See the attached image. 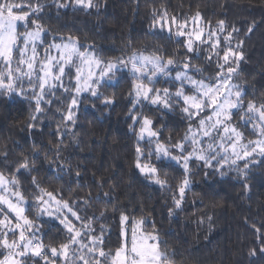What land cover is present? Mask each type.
<instances>
[{
	"label": "trees",
	"instance_id": "trees-1",
	"mask_svg": "<svg viewBox=\"0 0 264 264\" xmlns=\"http://www.w3.org/2000/svg\"><path fill=\"white\" fill-rule=\"evenodd\" d=\"M31 2L44 6L38 17L46 29V34H42L43 44L37 46L42 58L52 50L50 45L61 43V37L66 41L71 36L76 38L81 51H90L105 63L127 59L134 52L150 55L159 51L165 57L175 53L179 60L192 56L191 63L203 69V76L214 77L217 58L209 44L199 45L193 56L179 42L186 41L185 38H177L172 27V17L183 24L199 12L198 19L220 33V56L228 47L225 36L231 34L234 50L241 44L239 51L244 59L233 65L237 72L232 83L246 93L245 103L264 101V0H94L96 6L89 9L74 6L71 0L63 8H58L53 0ZM219 21H224L223 31L218 29ZM210 55L211 60L207 59ZM112 80L100 87L103 96L99 99L90 93L80 95V103L74 110L75 123L63 119L76 95L71 91L76 84L73 68L63 80L70 91L58 88L55 96L49 97L52 103L42 105L45 111L38 121L31 120L34 101L0 95V173L8 178L17 177L27 202L25 214L38 226V237L46 246L51 264H65L62 257L51 256L48 246L59 249L67 242L68 233L55 216L37 217L35 197L39 193L32 177L57 199L67 201L84 220L99 217L103 211L104 217L94 220L92 227L94 234L99 235L103 225L106 251L114 252L122 243L120 216L124 214L129 223L142 220L143 232L158 235L161 250L168 253L172 264H264L261 250L264 248V159L257 157L246 176L227 167L222 176L215 166L205 167L202 161L193 160L190 187L177 209L174 197L180 198L178 185L183 170L175 166L162 169L170 185L163 189L139 172L135 166L137 136L130 130L132 121L128 118L133 77L124 69ZM156 87L170 85L161 81ZM104 97L112 98L113 103L106 106ZM143 113L161 130L160 139L165 143L171 137V144L175 145L187 132L189 121L179 108L162 112L144 106ZM33 123L35 127H29ZM233 123L240 124L239 116L233 118ZM135 127L138 132L139 125ZM240 130L246 140L257 138L250 126ZM34 146L40 152L39 157L33 154ZM57 148L60 160L56 159ZM25 158L34 162L33 170L19 175L16 170ZM152 162L156 163L155 158ZM61 163L65 165L63 171L58 169ZM243 163L238 162L240 168ZM85 200L89 201L87 206ZM67 215L79 228L80 222L70 213ZM84 241H88L86 235ZM2 254L6 251L0 248V258ZM26 264H45V261L29 257Z\"/></svg>",
	"mask_w": 264,
	"mask_h": 264
},
{
	"label": "snow or ice",
	"instance_id": "snow-or-ice-1",
	"mask_svg": "<svg viewBox=\"0 0 264 264\" xmlns=\"http://www.w3.org/2000/svg\"><path fill=\"white\" fill-rule=\"evenodd\" d=\"M53 2L58 8L68 6L67 0L64 3L61 0ZM71 2L84 9L96 6L94 0ZM43 7L41 3H32L31 0H0V95L21 96L34 101V113L31 117L33 122L38 121L44 113L42 105L52 103L49 97H54L58 88L70 91L64 86L63 80L73 67L76 84L71 91L76 95L71 99L67 114L63 115L66 122L72 123H75L74 110L80 103L81 94L90 93L92 97L101 98L103 93L99 89L103 83L106 80L110 82L117 72L127 69L133 77L130 93L132 106L128 118L132 121L129 128L137 136L135 166L146 179L162 189L170 186L167 174L162 175V169L175 166L183 170V179L178 185L180 198L174 197L177 209L181 207L186 189L190 187V163L193 160L202 161L205 167L215 166L222 176L225 175L223 169L226 167L235 168L240 175L246 176L249 166L256 162L257 157L264 159V101L257 104L254 100H249L245 103L246 93L239 85L232 83L237 72L233 65H238L244 57L239 51L241 44L238 43L235 50L231 47V34L225 37L228 47L223 56H220V41L216 32L210 31L204 38L201 30L193 38L192 33L184 30L187 22L179 24L175 17L171 18L172 23L177 24L176 37H188L186 41H179L185 45L187 53L196 55L197 42L209 44L213 50L212 55L217 58L218 70L214 77L203 76V69L191 63L192 56L179 60L175 53L165 57L159 51L150 55L134 52L127 59L118 58L105 63L96 58L94 53L81 51L76 38L71 36L66 41L61 37V43L49 46L50 49H56L57 56L46 52L41 60L37 46L43 44L42 34H46V29L39 23L38 17ZM199 17L200 13L197 12L193 20ZM21 28L23 31L19 30ZM218 29L224 30V21L218 22ZM251 30L250 28L249 31ZM169 33L171 36V29ZM212 55L207 59L211 60ZM161 81L170 87H156ZM172 87L175 88L174 91ZM103 103L110 105L113 99L104 97ZM144 106H151L162 112L179 108L189 121L183 139L175 145L171 144V137L167 143L163 142L160 139L161 130L156 129L154 121L143 113ZM205 113L208 114L204 115ZM235 116L240 118L239 125L233 123ZM137 124L138 132L135 127ZM249 126L257 137L254 140H246L240 130L241 127ZM29 127H35V123ZM145 144L147 148L144 147ZM59 153L60 149L57 148V160H60ZM33 154L35 157L40 155L35 146ZM3 156L7 159L6 153ZM153 158L156 163L152 162ZM239 161L244 162L243 168L239 167ZM33 165L34 162L25 158L16 171L19 175L30 173ZM64 168L63 163L58 164L59 171ZM32 184L39 193L35 197L37 217L55 216L68 233L67 242L61 244L59 249L48 246L52 257H62L65 264H172L168 253L161 250L162 242L158 235L147 232L138 234L136 227H133L130 238L127 230L122 227L121 245L114 252L106 251L103 225L99 235L94 234L95 229L92 227L94 220L104 217L103 211L99 217L84 220L73 211L67 201L57 199L52 192L40 187L36 177H32ZM103 195L108 197L109 193ZM84 203L87 206L89 201L85 200ZM26 205L17 177L8 178L0 173V248L6 251L0 258V264H26L29 257H39L45 264H51L45 252L46 246L38 237V226L25 214ZM67 213L80 222L79 228L68 218ZM127 221L128 217L121 214V225ZM137 223L143 224V221ZM85 235L88 237L87 243L84 241ZM261 250L264 251V248Z\"/></svg>",
	"mask_w": 264,
	"mask_h": 264
},
{
	"label": "rangeland",
	"instance_id": "rangeland-1",
	"mask_svg": "<svg viewBox=\"0 0 264 264\" xmlns=\"http://www.w3.org/2000/svg\"><path fill=\"white\" fill-rule=\"evenodd\" d=\"M172 27H174V29H175V32H176V30H177V24H174L173 23V25H172ZM186 32H188V33H192V35H193V38H195V34H196V32H199V31H203V37L204 38H206L207 37V35H208V33L211 31V32H216L217 33V37L219 36V34L220 33H218L217 31H216V29L214 28V29H210L208 26H206V25H204L201 21H200V19H196V20H191L190 22H188L187 23V28L186 29H184ZM184 38H185V40H187V36H183ZM225 37H227V36H225ZM225 41H226V43H227V40L225 39ZM197 44H198V46L199 45H201V44H199V42H197ZM51 56H57V51H56V49L55 48H52V50L50 51V53H49ZM39 59H43L42 57H40V55H39ZM77 64H79V61H77ZM73 70H74V72H75V68L73 67ZM98 71V70H97ZM76 82V81H75ZM106 82H108L107 80H106ZM111 83L113 82V80H111L110 81ZM76 94V93H75ZM137 222H139V221H132V222H130L129 223V221L128 222H126L124 225H123V228H125L126 230H127V232H128V235H129V238H130V236H131V232H132V229H133V227H136L137 228V232H138V234H140V233H142L143 232V228H142V224H138Z\"/></svg>",
	"mask_w": 264,
	"mask_h": 264
}]
</instances>
